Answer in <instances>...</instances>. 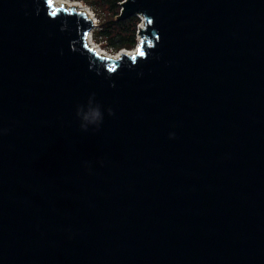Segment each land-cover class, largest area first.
I'll return each instance as SVG.
<instances>
[{
    "label": "water",
    "instance_id": "water-1",
    "mask_svg": "<svg viewBox=\"0 0 264 264\" xmlns=\"http://www.w3.org/2000/svg\"><path fill=\"white\" fill-rule=\"evenodd\" d=\"M134 14L0 0V264H264V0Z\"/></svg>",
    "mask_w": 264,
    "mask_h": 264
},
{
    "label": "trees",
    "instance_id": "trees-1",
    "mask_svg": "<svg viewBox=\"0 0 264 264\" xmlns=\"http://www.w3.org/2000/svg\"><path fill=\"white\" fill-rule=\"evenodd\" d=\"M97 9L100 23L93 31V38L105 41L106 45L118 51L122 48L132 49L138 42L141 27L140 15L134 14L119 18L124 0H82ZM142 37V36H141ZM143 39V37H142Z\"/></svg>",
    "mask_w": 264,
    "mask_h": 264
},
{
    "label": "bare ground",
    "instance_id": "bare-ground-1",
    "mask_svg": "<svg viewBox=\"0 0 264 264\" xmlns=\"http://www.w3.org/2000/svg\"><path fill=\"white\" fill-rule=\"evenodd\" d=\"M52 3H53L54 6L63 5V6H66V7H71V6L75 5V7H77V8L86 10L90 14V16H92L94 18L95 22H97L96 16L92 12L90 6L87 5L86 3H84L81 0H52ZM90 39H91L90 40L91 44H93V46H95L103 54H106L108 56L115 57V58L120 57V55L122 54L121 51L118 52V53H111L110 51H108L105 48L101 47L99 44H97L95 42L93 36ZM123 50H125V49H123ZM127 50L128 51H126V52H129V53H134L135 52V49H132V50L127 49Z\"/></svg>",
    "mask_w": 264,
    "mask_h": 264
},
{
    "label": "rangeland",
    "instance_id": "rangeland-1",
    "mask_svg": "<svg viewBox=\"0 0 264 264\" xmlns=\"http://www.w3.org/2000/svg\"><path fill=\"white\" fill-rule=\"evenodd\" d=\"M82 1V0H81ZM84 2V1H83ZM85 3V2H84ZM87 4V3H86ZM87 5H89V4H87ZM90 6V8H91V10H92V12L94 13V15L96 16V19H97V24L95 25V29L97 30L98 28H99V23H100V19H99V15H97L98 13H97V9H93L92 8V6L91 5H89ZM142 19H141V22L138 24V26H140L141 28L144 26V21H143V15H141L140 16ZM138 36H139V40H140V37H141V35L140 34H138ZM95 40V42L97 43V44H99L101 47H103V48H105L106 50H108V51H110L111 53H118L119 52V50L118 51H115V50H113V49H111V48H109L107 45H106V42L103 40V41H101L100 39H94ZM139 40H138V42H139ZM141 40H142V37H141ZM138 42H137V44L132 48V49H135L136 47H137V45H138ZM132 49H129V50H132Z\"/></svg>",
    "mask_w": 264,
    "mask_h": 264
},
{
    "label": "clouds",
    "instance_id": "clouds-1",
    "mask_svg": "<svg viewBox=\"0 0 264 264\" xmlns=\"http://www.w3.org/2000/svg\"><path fill=\"white\" fill-rule=\"evenodd\" d=\"M89 112L91 114V119H88V123H93L97 120H102V114L99 111V108H90ZM80 114V110H78V115ZM85 119H87V114H85ZM82 127L87 130V124H82Z\"/></svg>",
    "mask_w": 264,
    "mask_h": 264
},
{
    "label": "built area",
    "instance_id": "built-area-1",
    "mask_svg": "<svg viewBox=\"0 0 264 264\" xmlns=\"http://www.w3.org/2000/svg\"><path fill=\"white\" fill-rule=\"evenodd\" d=\"M95 24H97V22H95ZM94 29H95V28H93V29L91 30V32L89 33V37H90V38L93 36V31H94ZM140 41H141V37H140L139 42H140ZM139 42H138V44H139Z\"/></svg>",
    "mask_w": 264,
    "mask_h": 264
},
{
    "label": "snow or ice",
    "instance_id": "snow-or-ice-1",
    "mask_svg": "<svg viewBox=\"0 0 264 264\" xmlns=\"http://www.w3.org/2000/svg\"><path fill=\"white\" fill-rule=\"evenodd\" d=\"M53 15H55V13H53ZM140 55H143V53L141 52Z\"/></svg>",
    "mask_w": 264,
    "mask_h": 264
}]
</instances>
